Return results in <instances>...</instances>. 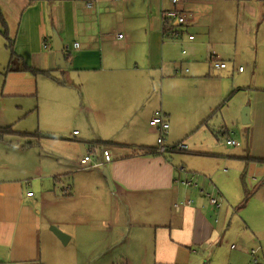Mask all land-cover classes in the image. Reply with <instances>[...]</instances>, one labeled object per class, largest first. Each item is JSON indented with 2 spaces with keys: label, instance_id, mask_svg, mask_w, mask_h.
<instances>
[{
  "label": "crops",
  "instance_id": "1",
  "mask_svg": "<svg viewBox=\"0 0 264 264\" xmlns=\"http://www.w3.org/2000/svg\"><path fill=\"white\" fill-rule=\"evenodd\" d=\"M173 9L188 19L178 28L180 37L197 31L202 42L194 35L181 42L164 36L163 14ZM0 11L19 69L34 71L8 72L7 49L5 96L19 101L16 119L38 114L28 132L34 136H0V264H115L118 257L120 264H204L211 254L217 259L209 264H222L217 246L229 225L226 202L214 207L198 188L175 182L196 179L204 192L225 198L210 172L180 165L181 153L145 155L141 149L157 147L150 126L157 111L171 125L166 145L176 144L175 132L191 109L189 88L210 86L200 65L194 75L183 69L185 45L208 42L212 58L232 61L229 73L239 77L247 70L248 91L264 92V0H0ZM52 31L71 56L68 70L56 69ZM209 93L221 97L216 87ZM74 146L80 161L91 155L93 169L72 161ZM103 150L112 161L97 166L104 163ZM184 152L198 159L219 156ZM52 225L66 228L60 232L69 236V248ZM244 240L226 264L250 263Z\"/></svg>",
  "mask_w": 264,
  "mask_h": 264
},
{
  "label": "rangeland",
  "instance_id": "2",
  "mask_svg": "<svg viewBox=\"0 0 264 264\" xmlns=\"http://www.w3.org/2000/svg\"><path fill=\"white\" fill-rule=\"evenodd\" d=\"M185 32L176 42L187 40L189 35H194L195 42L200 40L202 42V37L197 31ZM4 34L8 36L5 33L3 24L0 22V127L11 126L12 129L17 132L19 130L20 133L32 132L36 128L38 114L34 111L21 119H16V105L19 101L5 96L6 72L3 70L2 65L6 64L5 56L8 42ZM8 37H10L9 39L13 38L11 35ZM183 47L187 52V56L184 58L185 61L181 62L183 69H189L190 75H194V66L196 64L200 65L206 72L210 86H203L202 84L196 86V83H194L189 88V93L192 94L189 116L185 117V126L175 132L176 144H170V146L186 145V139L189 138L187 139V150L219 155L214 158L198 159L187 156L184 151L180 152L181 154H176L182 155L177 156L180 165L186 163L187 166L202 175L210 172L208 176L213 180V186L220 189L225 196V198H218V201H220V204L226 202L225 217L229 225L223 230L225 232L224 241L217 246V254L222 259L221 263L226 264V258L242 250L241 244L245 241L244 238L249 239L248 242L246 241L245 246L250 250L258 247L264 250V187L262 186L264 178H258L260 177L259 172L264 171V164L260 162L261 159L264 160V92L248 91L246 89L252 81V77L247 73V70L239 77L237 72L229 73L228 69H230L232 61L224 59L228 65L227 70L222 71L216 68L214 62L211 61L212 57H216L213 46H210L208 42L196 47H187L186 45ZM229 52L233 53L234 49L230 47ZM231 60H236L234 55L231 56ZM260 76L259 74L258 78H255L258 85L260 84ZM214 87L220 90L221 97H210V89ZM246 109L249 112V124L242 123V114ZM229 139L236 141L239 145L228 146L227 141ZM71 148L69 154L72 155V161H75V158L80 161V158L76 157L77 155L74 156L76 147ZM254 163L255 165L252 167L251 165ZM88 167H91V165ZM93 168L82 170L89 171ZM101 172L104 173V170L102 169ZM215 172L216 174L213 175ZM242 183L247 186L249 192H253V195L248 199L245 207L238 212L237 209L246 197ZM67 185H69V181L64 184L63 190L66 193L69 192L68 188H65ZM210 193L214 194L215 192L210 190ZM205 198L209 200L208 197ZM52 226L51 229L56 228L59 231L66 229L63 227L58 229L57 226ZM244 231L247 233L242 236L243 240L240 238L238 240L239 234ZM232 245L238 248L233 250L231 249ZM64 246L66 249L69 248L67 244ZM209 256L212 258V262L215 263L216 255L211 254ZM210 258L205 259L204 264H209ZM113 261L115 264L121 262L119 257L114 258ZM249 262L247 264H254L251 262V257ZM260 262L264 264V252L261 255ZM95 264L106 263L102 260Z\"/></svg>",
  "mask_w": 264,
  "mask_h": 264
},
{
  "label": "built area",
  "instance_id": "3",
  "mask_svg": "<svg viewBox=\"0 0 264 264\" xmlns=\"http://www.w3.org/2000/svg\"><path fill=\"white\" fill-rule=\"evenodd\" d=\"M117 1V0H116ZM173 2L174 5L179 4L180 0H171ZM87 6L88 7H92L93 6V1H87ZM166 17H168L169 19L173 20L175 22V25H177L178 27L180 26H184L185 24H187L188 19L186 18V16H183L182 13L178 12L176 9H173L171 11H167L166 12ZM182 32L179 31H174V34L172 36L173 39L179 38ZM119 38H123V35L119 34L118 35ZM190 40H193L194 37L190 36L189 38ZM47 46V44H45ZM45 46V47H46ZM79 47L78 43L74 44V48L77 49ZM214 62V66L216 68H220V69H225L227 67V65L225 63L219 62L216 58H212V60ZM240 72L243 71L242 68L239 69ZM150 126H153L154 129L157 132V147H156V152L158 155H168L170 153H180L183 152L185 150H187V145L185 144H178V145H174V146H170V145H166V136L167 133L171 127L170 123H169V119H168V115H166L163 111H157L155 113V115L153 116V118L150 121ZM78 132L76 131L75 134H77ZM227 145H238V143L236 141H233L231 139H229L227 141ZM102 157L104 158V163H99V165L97 166H101V165H106L107 163L112 161V158L110 156V153L108 150H103L102 153ZM89 165H91V167H94V164H92V158L91 155H86L83 157V159H81L80 161V167L82 169H86V168H91L88 167ZM180 171L182 173H184V169L181 168ZM177 184H180L181 186H189V187H194V188H198L201 192L204 193V195L206 197L209 198V201L211 202V204L214 207H220V202L218 201V199L215 197H211V195H209L208 193L204 192L203 188H199L196 179H184V180H176L175 181ZM33 193L29 192L28 193V197L32 196ZM264 250L261 247H258L256 249H252L250 250V257H251V262H253L254 264H262L260 262V258L261 255L263 254Z\"/></svg>",
  "mask_w": 264,
  "mask_h": 264
},
{
  "label": "trees",
  "instance_id": "4",
  "mask_svg": "<svg viewBox=\"0 0 264 264\" xmlns=\"http://www.w3.org/2000/svg\"><path fill=\"white\" fill-rule=\"evenodd\" d=\"M163 17H164V23H163V32H164V36L165 37H168V38H172L174 36H172L174 34V31H178V27L177 25H175V22L171 19H169L168 17H166V12H164L163 14ZM0 22L3 24L4 28L6 27V23L5 21L3 20V16H2V13L0 11ZM5 33H6V30H5ZM6 36V34H4ZM6 40L8 42V49L9 51L11 52V56H10V61H9V69H8V72H10L11 70L12 71H15V70H23V71H32L34 73L33 70L29 69L28 67H25L23 66L22 68L19 69V62H20V58L16 55V53L13 51V41L12 39H9L8 36H6ZM65 57H66V61L67 63H70V60H71V56L68 55V54H65ZM12 134H16L20 137H32L34 136V134H26V133H18V132H15L11 127H5V128H0V136L1 137H4L6 135H12ZM142 151H144V154L145 155H155L157 154L156 152V148H143L141 149ZM158 155V154H157ZM161 156V155H160ZM164 156V155H163ZM252 160V159H251ZM260 162H263L264 163V160H260ZM253 195V192H249V190L246 189V197L245 199L243 200V202L241 203V206L239 208H244L245 205L247 204L248 202V199Z\"/></svg>",
  "mask_w": 264,
  "mask_h": 264
},
{
  "label": "water",
  "instance_id": "5",
  "mask_svg": "<svg viewBox=\"0 0 264 264\" xmlns=\"http://www.w3.org/2000/svg\"><path fill=\"white\" fill-rule=\"evenodd\" d=\"M52 42H53V50L56 52V57H55V66L56 69L58 70H68L70 68L69 64L66 62V57H65V46L63 45L60 36L57 34V32L52 31ZM248 110H244L243 114H242V123L243 124H249V116H248ZM105 176L108 179V185L110 187V189L113 191V185L112 182L108 176V174L106 172ZM52 233L55 235V237H57L61 243H63L64 245L68 242L69 240V236H66L64 233L60 232L59 230H57L56 228H52L51 229Z\"/></svg>",
  "mask_w": 264,
  "mask_h": 264
}]
</instances>
